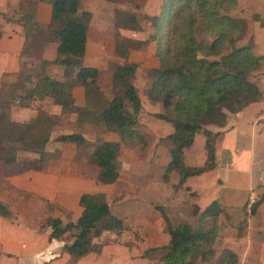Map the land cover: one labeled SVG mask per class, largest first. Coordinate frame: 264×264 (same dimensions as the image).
<instances>
[{"label":"trees","instance_id":"obj_1","mask_svg":"<svg viewBox=\"0 0 264 264\" xmlns=\"http://www.w3.org/2000/svg\"><path fill=\"white\" fill-rule=\"evenodd\" d=\"M46 2L50 5L46 33L56 43L55 57L50 62L70 67L74 75L70 81H57L43 71L35 78L22 75L26 94L12 96L11 105L27 108L32 102L49 97L61 112L82 116L80 122L89 120L101 124L106 131L116 133L117 141H100L93 145L88 155V161L97 168L96 183L112 184L118 177L116 159L120 148L139 145L141 149L145 143L143 135L134 128L141 106L130 80L137 63L126 60L128 51L136 49L138 41L117 34L113 54L123 62L109 67L110 95L102 96L96 86L99 69L81 62L89 13L80 10L79 0ZM236 9V0H159L157 12L144 15L152 27L150 38L154 42L157 59V66L148 70L150 83L146 96L162 107L161 112L151 115L169 123L172 128L164 137L170 143L169 160L161 176L164 182L168 181L171 172L178 175L177 185H181L186 177L212 169L213 142L217 133L205 129L204 125L219 123L226 111L235 112L249 102L264 101V93L255 81L249 80V72L264 64V56L252 54L250 45L238 44L247 32V21L233 15L232 11ZM259 18L258 13L251 14V20ZM17 23L27 29L23 33L24 40L32 30L39 31V23L32 14L21 13ZM113 26L128 30L139 28L129 14L118 15ZM195 28L201 35L198 41L194 37ZM20 54L27 55L24 45ZM45 62L40 63L42 69ZM74 86L83 87L85 105L91 102L87 94H93L92 99L96 103L91 112L75 104L72 96ZM39 109L37 106V113L25 123L10 121L5 127L0 126L3 164L14 163L22 151L36 153L37 157L26 163L22 161L20 171L36 170L46 160L49 154L43 147L55 121L54 116L38 112ZM199 130L204 135V162L201 166H187L182 160V150L192 143L193 135ZM54 141L86 143L84 137L77 133L58 134ZM106 193L100 190L80 193L77 204L81 211L73 221L51 216L43 221L44 226L50 228L48 238H61V251L73 261L88 253L99 254L103 234L118 238L129 230L121 218L110 212ZM263 199L264 193L251 202L248 214H253ZM154 209L162 218L168 241L165 245L147 248L141 257L151 258L156 254L161 264H194L197 258L210 261L216 236L215 211L208 218V223L206 219L200 227L190 228L183 223L172 226L161 206L154 205ZM193 213H196L195 207ZM0 215L11 217L2 203ZM123 245L130 246L131 243L124 242ZM222 254L216 264H235L233 253L224 250Z\"/></svg>","mask_w":264,"mask_h":264},{"label":"crops","instance_id":"obj_2","mask_svg":"<svg viewBox=\"0 0 264 264\" xmlns=\"http://www.w3.org/2000/svg\"><path fill=\"white\" fill-rule=\"evenodd\" d=\"M236 1L237 6L243 2L240 0ZM18 2L19 0H0V14L16 8ZM248 2H250L249 4L254 10L259 11V0H248ZM158 5L159 0H154V7L151 13L157 12ZM80 10L87 11L90 16L92 14L91 10L81 8ZM49 12V3L37 1L32 15L38 23L46 24L49 20ZM123 31L126 32V30ZM24 41V36L20 32V27L7 22L0 15V77L12 73L24 75L28 72L27 68L32 60L20 54ZM140 41H143V39ZM86 44L87 28L84 54L81 62L84 65L105 69L107 65L106 62H103L104 64L102 67L101 60L100 62H91V60L87 58ZM148 44V48L151 49V45L153 44L151 42ZM98 45L97 51L103 52L101 44ZM138 54V62L140 63L137 65L136 73L133 76L134 78L137 77V73H139L141 69L148 73L151 67L156 66L153 52L149 53L139 50ZM133 56L135 55L130 51L127 56L128 60H126L137 63V61L133 59ZM51 57L52 56L48 57L42 54L37 64L34 65L35 68L33 67L35 73L38 70L35 75H38L42 71L44 72L45 65L51 63L50 61L55 56L53 58ZM118 59L120 62L116 64H121L123 60L120 58ZM42 61H46L43 69L40 66ZM134 80L135 79L131 78L130 81L137 91L141 106L135 125L139 126L141 123L139 121H141L144 113H159L162 107L159 102L150 101L146 97V88L150 81L148 75L144 78V84H142V86L135 84ZM141 87L142 89H140ZM143 89H145V92L142 91ZM72 94L75 104L82 105L83 90L79 86L74 87L72 89ZM52 114H59L56 107L53 108ZM149 118L155 120L153 130L156 131L158 138L165 137V135L172 131L169 123L158 121L152 116ZM10 120L12 122L14 121L12 119ZM156 122H160L162 124L161 126H164L163 132H158V128L161 126L160 123L156 125ZM84 125L89 127L88 124ZM79 127H82V125ZM98 128L102 136V141L118 140L116 133L105 131L100 124H98ZM204 128L217 133L213 142L214 166L212 169L198 175L188 176L181 185L175 187L178 182V175L175 172L169 174L167 182L161 179V174L165 166V159L159 156L160 153H157L159 148L155 145L153 162L157 160L159 163L155 165L152 162L151 166L155 165L158 168V177L153 180L151 177L144 178L143 189L139 191L138 194L142 196L143 199L136 196L133 198L134 200L131 199V194H129L127 189L119 192L118 208L127 211L129 208L127 204H131L132 200L133 205H131V207L137 215V221L130 223L124 220V216H117L112 213L114 216L121 218L124 224L129 228L128 231L121 234L125 235V241H120L121 243H119L122 244V248L127 249L126 259L131 260L141 257L144 250L155 247L149 246L142 252H131L133 246L141 241L143 237L147 238L149 234H152L154 238H156V236L158 237V234H163L161 239L162 242L160 245L158 244L156 246H162L167 243L168 235L165 231L164 223L162 219H160L159 213L154 209V205H158L163 208L172 226L184 223L190 228H193L194 225L198 226V223L202 225V221L208 219L214 211L216 212V236L212 246V261L197 260L196 264H216L222 258V251L224 250L235 255V264H264V199L256 206L253 214H248L246 207L248 203L253 202L264 193V101L257 100L249 102L235 112L226 111L219 123L206 124ZM136 130L142 135H146L145 140H147V132L142 126L140 129ZM72 133H77L84 137L83 132L75 131ZM84 139L86 141H91L90 138L84 137ZM164 141L163 147L167 150L168 154L170 143L166 139H164L163 142ZM203 144L204 135L202 131L199 130L193 135L192 143L182 150V160L185 165L201 166L203 164ZM122 148L125 147H121L120 151ZM22 161L23 160L18 157L14 163L21 165ZM0 162V203L7 208L10 216L14 215L16 217V219H13L0 215V263L5 261V263L14 264L13 262L20 260L22 256L28 257L31 253L36 251L35 248L29 246V232H31L30 237L34 239L37 238V235L33 233L35 230L31 229V226L29 227L25 222L27 215L25 206L20 205L18 207L14 199H19L18 197H22V194H26L28 197L30 193H32L34 197H44V203L47 200L50 201V198H52L53 201L61 207L62 211H64L62 216L65 218L63 219L65 221H73L81 211V208L77 204V200L79 194L82 192L73 185V189L70 187L71 193H68L66 187H59L60 184H58V188L52 193V197H49V194L45 193L43 182H39L43 177L35 173L39 171V168L35 171H20V168H16L14 169L15 172L12 169V171L5 174V171L10 166H13L14 163L3 164L1 158ZM44 164L45 160L41 163V166ZM119 173L120 172H118L117 177L118 180ZM125 178V184L132 185V188H137L136 185H138V183L135 181L137 177L127 176ZM90 191L91 190L86 192ZM110 191L111 190L108 189V192ZM132 194L135 195V190ZM211 201H216L218 208L209 212L207 207L210 205ZM184 202H186V205ZM194 207L196 208L195 214L193 213ZM183 213L187 216L186 222H182L183 220L180 219ZM71 216L73 217L71 218ZM153 225H155L156 228L152 227ZM148 226L150 227L149 233L145 231ZM134 233H136L137 239H134ZM40 240H48L47 234L41 235ZM124 242H130L131 245L124 246ZM154 242L156 243V241ZM27 249H30V252H27ZM45 258L46 260L42 261L41 264H68V261H70L69 255L62 252L61 247L59 250H54ZM18 262L20 263V261Z\"/></svg>","mask_w":264,"mask_h":264},{"label":"rangeland","instance_id":"obj_3","mask_svg":"<svg viewBox=\"0 0 264 264\" xmlns=\"http://www.w3.org/2000/svg\"><path fill=\"white\" fill-rule=\"evenodd\" d=\"M37 1H42L46 3V0H19L18 6L16 8L6 11V15H0L4 19H9L6 20L7 22L13 24L14 26H19L20 32L23 34L25 30L27 31V29L26 27H21V25L17 23V19L19 18V15H21V13L23 12L32 14ZM79 1L81 9L91 10L92 13L87 27V58H89L91 62H100L101 60L102 67L104 64L103 62L107 63L105 69L98 68L99 74L96 81V86L101 91L102 96L108 97L110 95L109 92L111 87L109 78V67L111 65H115L117 62H120L118 59L119 57L117 58L112 51L114 42L117 38V34L119 35V37L129 38L132 39V41L135 40L136 42L138 41L136 49H130L128 51V53L131 51L133 52V55H135L133 56V59L137 61V65L140 63L138 62L139 50L146 51L149 53L153 52L154 55V42L150 38L153 34L152 27L149 25V21L144 18V15L154 14L153 12L151 13V10L154 7V0ZM240 1L243 2L240 3V5L237 6V9L232 11V13L235 16L245 18V20L247 21V32L245 36L238 42V44L250 45L252 54L264 56V0H259V11L254 10V8L251 7V5L249 4L250 2H248V0ZM255 11L256 13H258L260 18L256 21H253L251 20V14ZM116 12H118L119 14H116ZM120 14H129L132 18L135 19L136 23L139 25V28L137 30L116 29L113 26V22L114 19ZM46 24L39 23V31L32 30L26 35L24 41V46L27 49V55L25 56L29 57V59L32 60L27 68L28 72H26V74L32 76L33 78H35V74L38 72L37 70L35 73L33 67L35 68L34 65L37 64L42 54H45L48 57L52 56L51 58L55 56L54 47L56 43L47 35L45 28ZM123 30H126V32H124ZM194 37L196 41L201 39V35L199 34L196 28L194 30ZM141 39H143V41H140ZM149 42L153 44L151 45V49L148 48ZM98 44H101V47H103V52L97 51V47H99ZM155 62L157 66L156 58ZM44 73H46L49 77L57 81H70L74 75V70L70 67H63L58 64L49 63L45 65ZM263 73L264 64L249 72V80L255 81L261 92L264 93ZM146 75H148V73L141 69L140 72L137 73V77L134 78L132 76V79H135V84H137L138 86H142V84H144V78H146ZM79 87L83 90V103L79 106H82V109L86 110L87 112H91L95 106L93 104L96 103V100H94V98L92 99L93 94L89 93L87 94V97L88 101L91 100V102H89L88 105H85L84 89L81 86ZM24 89L25 88L22 85V74L18 75L12 73L2 75V77H0V126L5 127L11 121L10 119L14 120L13 122L16 123L27 122L30 117H33L37 113V106L40 107L38 112H43L49 116H54L53 120L55 121V125L51 128L49 138L45 146L43 147V150L47 153V155H49L45 160V164L43 166L40 165L41 167H39V171L35 172L43 177V179L39 182H43L45 193L49 194V197H52V193L58 188V184H60L59 187H66L68 193H71L70 187L71 189H73V185H75L76 188L81 190V192H86L89 190L104 191V193L107 192L106 198L109 203L111 213L117 216H124V220H126V222H136L137 215L131 207V205H133L132 200L131 204H127L129 206L127 211H123L118 208L119 192H122L124 189H127V191H129V194H131V199H133L135 196L141 197V199H143V197L139 196L138 194L139 191L143 189L144 178L151 177L153 180L154 178L158 177L159 171L155 165H158L159 161L155 160V162H153L155 155V145L159 148V150L157 151V153H160L159 156L164 157L163 159H165V164L169 159L167 150H165V148L163 147L165 143V141L163 142V140L165 138H158L156 131L153 130V126H155V120L149 118L152 116L151 114L153 113H144V116L142 117L141 121H139L141 122L140 125L134 127L135 129H140V127L142 126L146 130L147 140H145L146 135L143 134L145 141L144 146L141 149L139 148V145L132 148H122L116 159V166L118 172H120L119 180L117 179L115 183L112 184V186L111 184L101 185L96 183L95 181L97 168L88 161L89 151L91 150L93 145L102 141L101 133L98 131V123H93L89 120L87 122H80L82 116H78V118L77 116H75L74 113L61 112L60 107L54 104L53 99L49 97H43L40 101H34L31 103L30 106L28 105L27 108H21L17 106V104L11 105V97L15 95L24 96V94H26V91ZM140 89H142V87ZM144 90L145 89H143L142 91L145 92ZM54 107L58 109L59 114H52V110ZM156 120L165 122L164 120L157 118ZM158 123L160 122H156L155 124L157 125ZM84 124H88L89 127H86ZM80 125H82V127H79ZM161 125L162 124L160 123V126ZM163 130L164 126L158 128V132H163ZM75 131L83 132L84 137L90 138L93 142L87 140L85 144L78 145L70 142L61 143L54 141V137L58 134L72 133ZM2 155V151L0 150V158L2 157ZM19 157L23 160V162L26 163L34 160L37 157V154H34L30 151H22ZM152 162L155 164L154 166H151ZM20 166V164L18 165L17 163H14L13 166H10L9 168L6 167L8 169L5 171V174H7L9 171H12V169L15 172L14 169L20 168ZM127 176L137 177L136 180L134 179L138 183V185H136L137 188H132V185L125 184V177ZM178 186L179 185L175 187ZM108 189H110L111 191L108 192ZM134 190L135 195L132 194ZM21 196L22 197H18L19 199H14V202L18 207L21 205L25 206L26 208L27 215L25 222L27 225H29V227L31 226V229L35 230L33 233L37 235V238L34 239L30 237L31 232H29V246L35 248L36 251L31 253V255L28 257L22 256L23 259L21 258L20 260H16L13 263L41 264L42 261L46 260L45 257H48L49 254L52 253L54 250H59V248L63 244V240L61 238H48L50 228L48 226H44L43 221L46 217L50 216H57L61 218L62 221H65L63 219L65 217L62 216L64 211H62L61 207L56 202H54L52 198H50V201L47 200L48 202L45 201L44 203V197H34L32 193H30L28 197L26 194H22ZM184 204L186 205V202H184ZM185 215L186 214L183 213L180 218L183 220L182 222L187 221V216ZM73 216H71V218ZM11 218L16 219L14 215L11 216ZM160 219L162 218L160 217ZM208 221H210V219L206 220L207 223ZM152 227L156 228L155 225H153ZM198 227L200 226L194 225L193 228ZM145 231L149 233L150 227L148 226ZM46 234L48 240H40L41 235ZM158 235L159 236H156V238H154L152 234H149L147 238L143 237L141 241H139L133 246L131 252H142L145 248L149 246H156L158 244L160 245V243L162 242L161 239L163 237V234ZM124 236L125 235H120L118 238H114V236H112L111 234L105 233L100 238L102 248L99 254H86L75 261L70 259V261H68V264H71L72 261V264H161L156 254L152 255L149 259L143 257H138L136 259L131 260L126 259L125 257L127 249L122 248V244H119L121 243L120 241H125ZM134 239H137V236L134 237ZM153 240L156 241V243ZM27 252H30V249H27ZM211 259L210 261H212ZM197 260L199 259L197 258L196 261ZM18 261H20V263ZM196 261L194 262V264H196ZM0 264L10 263H5V261H2Z\"/></svg>","mask_w":264,"mask_h":264},{"label":"water","instance_id":"obj_4","mask_svg":"<svg viewBox=\"0 0 264 264\" xmlns=\"http://www.w3.org/2000/svg\"><path fill=\"white\" fill-rule=\"evenodd\" d=\"M218 208V204L216 201H211L210 205L207 207V210L209 212H211L213 209H217ZM198 226H201L200 223H198Z\"/></svg>","mask_w":264,"mask_h":264},{"label":"built area","instance_id":"obj_5","mask_svg":"<svg viewBox=\"0 0 264 264\" xmlns=\"http://www.w3.org/2000/svg\"><path fill=\"white\" fill-rule=\"evenodd\" d=\"M250 203H251V202H250ZM250 203H248V204L246 205V207H247V211H249Z\"/></svg>","mask_w":264,"mask_h":264}]
</instances>
